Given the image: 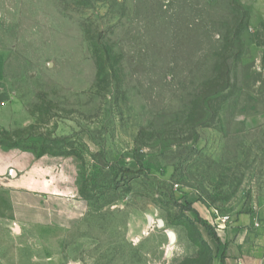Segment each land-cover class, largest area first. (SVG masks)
I'll return each instance as SVG.
<instances>
[{
  "label": "rangeland",
  "instance_id": "rangeland-1",
  "mask_svg": "<svg viewBox=\"0 0 264 264\" xmlns=\"http://www.w3.org/2000/svg\"><path fill=\"white\" fill-rule=\"evenodd\" d=\"M257 8L0 0V264H264Z\"/></svg>",
  "mask_w": 264,
  "mask_h": 264
},
{
  "label": "crops",
  "instance_id": "crops-1",
  "mask_svg": "<svg viewBox=\"0 0 264 264\" xmlns=\"http://www.w3.org/2000/svg\"><path fill=\"white\" fill-rule=\"evenodd\" d=\"M257 2H258V8H257V10H258V14L260 15V17H262V19L264 20V0H257ZM264 26V24L262 23V27ZM264 28V27H263ZM1 92V91H0ZM0 100H3V99H0ZM3 110H4V108H3ZM2 111H1V109H0V115H2V113H1ZM11 173V172H10ZM13 177V176H12ZM249 222V219H248V217L246 218L245 216L244 217H239L238 219H237V221L235 222L236 224H238V225H244V224H246V223H248ZM218 264V263H217ZM224 264H237V262L235 261V260H232V259H226L225 261H224Z\"/></svg>",
  "mask_w": 264,
  "mask_h": 264
},
{
  "label": "water",
  "instance_id": "water-1",
  "mask_svg": "<svg viewBox=\"0 0 264 264\" xmlns=\"http://www.w3.org/2000/svg\"><path fill=\"white\" fill-rule=\"evenodd\" d=\"M11 172H12V174L10 173L11 176H15V172L14 171H11ZM149 221H150V219H149ZM157 225H158V227L162 228L164 226V223L162 220H158ZM167 234L169 236V245H173L175 240H176L175 234L172 231H168ZM167 254H169V251L167 252Z\"/></svg>",
  "mask_w": 264,
  "mask_h": 264
},
{
  "label": "built area",
  "instance_id": "built-area-1",
  "mask_svg": "<svg viewBox=\"0 0 264 264\" xmlns=\"http://www.w3.org/2000/svg\"><path fill=\"white\" fill-rule=\"evenodd\" d=\"M6 105H7L6 100H0V109L5 108ZM223 220L225 221V220H227V218H224Z\"/></svg>",
  "mask_w": 264,
  "mask_h": 264
},
{
  "label": "trees",
  "instance_id": "trees-1",
  "mask_svg": "<svg viewBox=\"0 0 264 264\" xmlns=\"http://www.w3.org/2000/svg\"><path fill=\"white\" fill-rule=\"evenodd\" d=\"M213 238H214L217 242H219V240H218V238H217L216 236H213ZM220 264H224L222 259L220 260Z\"/></svg>",
  "mask_w": 264,
  "mask_h": 264
},
{
  "label": "bare ground",
  "instance_id": "bare-ground-1",
  "mask_svg": "<svg viewBox=\"0 0 264 264\" xmlns=\"http://www.w3.org/2000/svg\"><path fill=\"white\" fill-rule=\"evenodd\" d=\"M11 174H12V172H11ZM15 230H17V229H15ZM174 233V232H173Z\"/></svg>",
  "mask_w": 264,
  "mask_h": 264
}]
</instances>
